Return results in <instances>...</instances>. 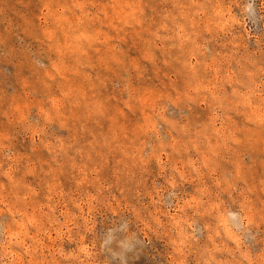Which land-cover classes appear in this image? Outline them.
<instances>
[{
  "label": "rangeland",
  "instance_id": "rangeland-1",
  "mask_svg": "<svg viewBox=\"0 0 264 264\" xmlns=\"http://www.w3.org/2000/svg\"><path fill=\"white\" fill-rule=\"evenodd\" d=\"M0 264H264V0H0Z\"/></svg>",
  "mask_w": 264,
  "mask_h": 264
}]
</instances>
